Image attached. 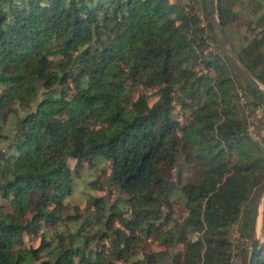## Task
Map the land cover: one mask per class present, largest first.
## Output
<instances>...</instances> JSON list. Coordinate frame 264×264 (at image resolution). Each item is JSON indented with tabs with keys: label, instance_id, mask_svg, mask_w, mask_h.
I'll use <instances>...</instances> for the list:
<instances>
[{
	"label": "trees",
	"instance_id": "16d2710c",
	"mask_svg": "<svg viewBox=\"0 0 264 264\" xmlns=\"http://www.w3.org/2000/svg\"><path fill=\"white\" fill-rule=\"evenodd\" d=\"M216 7L264 85V0ZM263 129L206 0H0V264H246Z\"/></svg>",
	"mask_w": 264,
	"mask_h": 264
},
{
	"label": "water",
	"instance_id": "95a60500",
	"mask_svg": "<svg viewBox=\"0 0 264 264\" xmlns=\"http://www.w3.org/2000/svg\"><path fill=\"white\" fill-rule=\"evenodd\" d=\"M207 10L209 12V23L217 43L230 65L236 70L241 78L248 83L257 93L264 98V85L258 80L256 75L251 72L237 55L229 40L227 39L220 24L216 0H206ZM264 196V183H262L254 193L251 201V218L248 227L249 254L246 264H254L258 247L261 242V236L258 233L259 206Z\"/></svg>",
	"mask_w": 264,
	"mask_h": 264
},
{
	"label": "rangeland",
	"instance_id": "374dc122",
	"mask_svg": "<svg viewBox=\"0 0 264 264\" xmlns=\"http://www.w3.org/2000/svg\"><path fill=\"white\" fill-rule=\"evenodd\" d=\"M234 7L236 9L240 8L239 5H235ZM202 22L205 23V18L204 17H202ZM246 25H247V22L243 23L242 25H240L238 27L229 28L228 31H229L230 35L236 39L239 34H244L246 32ZM153 100H154V97L150 98V102H152ZM261 109L262 108H258L257 111L260 113ZM253 126H254V124H251L250 128L252 129ZM260 132L261 133L264 132V129L261 130ZM70 162L72 164L73 160H71ZM30 214H31V208L28 207L27 208V215H30ZM263 216H264V196H263V198L261 200V203H260V206H259L258 233L260 234V236H261V228H262V225H263ZM23 237H24L25 241L27 242V244H30V245H37L39 243V240H40L39 235L38 234H34V232L32 230L24 232ZM237 237H238V233L235 232V234H234L235 241H236ZM150 242H151L150 240H147V242L144 244V249L145 250H148L150 248ZM232 264H243V263H242V260H241V258L239 256L234 255L233 256V260H232Z\"/></svg>",
	"mask_w": 264,
	"mask_h": 264
},
{
	"label": "built area",
	"instance_id": "2783aa9c",
	"mask_svg": "<svg viewBox=\"0 0 264 264\" xmlns=\"http://www.w3.org/2000/svg\"><path fill=\"white\" fill-rule=\"evenodd\" d=\"M252 135L254 138L259 139V135L255 134V133H252Z\"/></svg>",
	"mask_w": 264,
	"mask_h": 264
}]
</instances>
